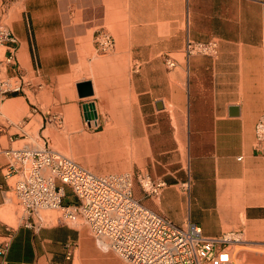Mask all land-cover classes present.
Returning <instances> with one entry per match:
<instances>
[{"label":"crops","instance_id":"1","mask_svg":"<svg viewBox=\"0 0 264 264\" xmlns=\"http://www.w3.org/2000/svg\"><path fill=\"white\" fill-rule=\"evenodd\" d=\"M260 1L0 0V27L16 39L0 40L1 60L5 75L22 86L0 101L17 121L0 111V264H115L110 251L63 220L15 228L7 222H15L8 195L17 179L6 176L8 153L31 140L28 127L39 128L45 145L149 140V128L164 119L171 148L161 154L178 166L158 177L167 187L149 206L177 225H199L206 236L235 231L264 249V153L255 140L264 115ZM99 36L111 38L113 51L98 50ZM187 38L215 40L218 52L186 59ZM86 82L93 96L80 98L77 85ZM112 141L102 154L115 163L121 157ZM76 203L65 188L64 204Z\"/></svg>","mask_w":264,"mask_h":264},{"label":"built area","instance_id":"2","mask_svg":"<svg viewBox=\"0 0 264 264\" xmlns=\"http://www.w3.org/2000/svg\"><path fill=\"white\" fill-rule=\"evenodd\" d=\"M264 6V0L260 1ZM2 42L16 41L7 30L1 31ZM101 53H110L114 43L108 36L96 39ZM218 43L196 42L187 38L186 59L197 55L215 56ZM169 68L176 66L168 58ZM22 79V77H21ZM22 89L19 80L5 75L0 59V101ZM256 147L264 153V115L255 126ZM8 153L10 161L6 176H16L14 191L27 213V219L39 216L42 210L63 212L62 220L84 221L98 243L129 264H232L233 246L243 243L240 235L227 232L221 236H206L202 227L187 222L177 225L170 218L146 207L135 196L138 185L143 193L160 200L166 183L148 174H98L48 145L41 149L23 147ZM241 159V158H240ZM65 188L72 191L77 203L65 205ZM42 222L43 219L39 217ZM6 248L0 249L4 255ZM73 257L71 251L67 258Z\"/></svg>","mask_w":264,"mask_h":264},{"label":"rangeland","instance_id":"3","mask_svg":"<svg viewBox=\"0 0 264 264\" xmlns=\"http://www.w3.org/2000/svg\"><path fill=\"white\" fill-rule=\"evenodd\" d=\"M9 22L4 20L2 25H7ZM6 27H0V39L1 31L6 30ZM4 49L0 45V59L3 56ZM0 111L8 118L17 122L13 119L5 110V107L0 102ZM68 125H64L66 128ZM26 132L31 136V140H26L25 142L19 143L15 148H22L28 145L35 149H41L45 147V142L39 136V128L36 127L35 130H31L30 127L26 129ZM150 139H129V140H102V139H89V140H61V139H48L47 144L53 150L72 158L73 160L81 163L87 169L98 173V174H111V173H129L134 174L144 173L148 174L153 179H158V177L167 172H174L177 170V164L174 163V158L171 154L162 155L163 150H170L171 148V125L166 122V120H160L157 126H153L148 130ZM137 134L145 135L146 131L142 133L137 131ZM112 141L113 150L115 155L119 153L121 159L118 162H110L106 160V156L102 154L103 150H106V142ZM105 146V148H104ZM141 151L137 155L133 154L132 151ZM130 153V155H129ZM113 157V155H112ZM128 157L127 159H125ZM132 159L130 162L129 160ZM110 165L113 167L110 168ZM98 169H101L98 171ZM155 174L158 176L156 177ZM16 180V179H15ZM12 184H14V181ZM142 197L135 193L138 199H141L142 204L146 207L154 210L149 205L150 203L159 204V200L151 199L147 197L138 185H136ZM9 200L12 202L10 206L11 214L15 219V224L11 222L12 220H7V222L12 227H17L23 223L33 222V218L27 219V213L24 207L20 204V201L16 193L8 195ZM156 212V210H154ZM161 213V212H157ZM9 214V213H8ZM162 214V213H161ZM39 217L43 219L41 222ZM63 218V212L59 210H42L39 216H35V221L38 225H56ZM64 221V220H63ZM66 223L80 230L84 238L94 244L95 246H100V244L93 237L90 232L89 227L84 223L83 220L78 219L76 223L65 220ZM243 239L242 236H239ZM242 244V243H240ZM245 244V243H243ZM101 247V246H100ZM103 248V247H102ZM233 263L232 264H264V249H257L251 245H234L233 246ZM112 261L115 264H129L122 260L118 255L111 252L109 253ZM75 264H80L76 261Z\"/></svg>","mask_w":264,"mask_h":264},{"label":"water","instance_id":"4","mask_svg":"<svg viewBox=\"0 0 264 264\" xmlns=\"http://www.w3.org/2000/svg\"><path fill=\"white\" fill-rule=\"evenodd\" d=\"M77 89L80 98L93 96V87L90 82L78 84Z\"/></svg>","mask_w":264,"mask_h":264},{"label":"bare ground","instance_id":"5","mask_svg":"<svg viewBox=\"0 0 264 264\" xmlns=\"http://www.w3.org/2000/svg\"><path fill=\"white\" fill-rule=\"evenodd\" d=\"M100 244V246L101 247H103V248H105L106 247V245L105 244H101V243H99Z\"/></svg>","mask_w":264,"mask_h":264}]
</instances>
